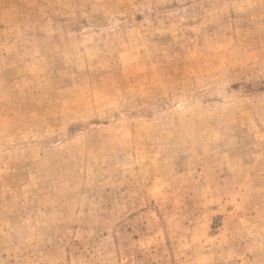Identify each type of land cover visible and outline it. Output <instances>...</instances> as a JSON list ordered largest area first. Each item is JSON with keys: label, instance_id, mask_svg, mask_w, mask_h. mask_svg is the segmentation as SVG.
Listing matches in <instances>:
<instances>
[{"label": "rangeland", "instance_id": "1", "mask_svg": "<svg viewBox=\"0 0 264 264\" xmlns=\"http://www.w3.org/2000/svg\"><path fill=\"white\" fill-rule=\"evenodd\" d=\"M0 264H264V0H0Z\"/></svg>", "mask_w": 264, "mask_h": 264}]
</instances>
